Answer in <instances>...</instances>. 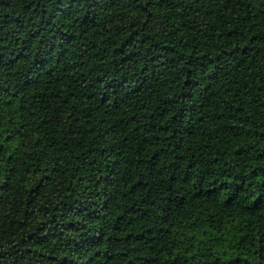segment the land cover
I'll list each match as a JSON object with an SVG mask.
<instances>
[{
	"label": "trees",
	"instance_id": "1",
	"mask_svg": "<svg viewBox=\"0 0 264 264\" xmlns=\"http://www.w3.org/2000/svg\"><path fill=\"white\" fill-rule=\"evenodd\" d=\"M0 264H264V0H0Z\"/></svg>",
	"mask_w": 264,
	"mask_h": 264
}]
</instances>
